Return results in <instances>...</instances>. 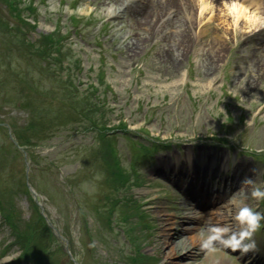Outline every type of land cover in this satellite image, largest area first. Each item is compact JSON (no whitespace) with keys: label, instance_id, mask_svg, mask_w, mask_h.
<instances>
[{"label":"rangeland","instance_id":"1","mask_svg":"<svg viewBox=\"0 0 264 264\" xmlns=\"http://www.w3.org/2000/svg\"><path fill=\"white\" fill-rule=\"evenodd\" d=\"M119 1L34 0L37 21L28 19L34 28H26L0 0V23L9 26L0 24V121L4 126L0 129V200L4 209L12 211V221L21 229L33 212L29 198L37 202L59 235L55 260L60 264H68L70 251L73 264H129L136 246L159 264H264V221L253 236L256 251L243 257L230 249L212 252L200 245L210 226L235 225L236 230L239 207L264 213L260 199L251 196L255 187L264 190V75L257 81L251 73L253 64L264 59V28L252 30L242 22L248 32L237 37L232 0H225L226 5L224 0H188L190 5H182L179 11L185 51L176 61L172 31L149 36L140 17L120 12L128 3ZM57 25L67 33L60 43L73 50L68 59L81 63L79 72L75 63L69 71L76 76L77 90L90 84L101 89L104 96L100 97L114 109L107 125H116L121 118L130 131L128 135L117 131L116 150L125 168H136L142 184L121 194L139 200L152 226L145 231L134 224L136 241L126 234L133 223L118 219L119 225L112 229L105 223L111 183L104 162L91 147L95 133L66 104L70 98L62 92L64 73L60 79L50 77L37 56L20 43L22 38L38 41ZM15 26L21 34H14ZM222 31L224 44L219 42ZM135 43L140 44L136 50ZM210 58L215 60L211 64ZM100 74L103 85L98 82ZM8 123L31 143L19 147L18 153L9 145L15 139ZM155 137L167 145L138 158L135 142L150 146L148 140ZM238 179L251 183L232 190V181ZM22 183L30 186L28 196L22 192ZM186 191L202 206L191 204ZM208 192L226 201L219 220L207 216ZM120 214L121 210L115 211V216ZM164 219L173 236L178 229L195 228L193 237L201 239L199 246L193 244L196 239L188 241L191 246L179 245L170 261ZM12 239L8 226L0 222V264L10 263L18 254L16 245L6 247ZM190 254L193 257L183 260Z\"/></svg>","mask_w":264,"mask_h":264},{"label":"trees","instance_id":"2","mask_svg":"<svg viewBox=\"0 0 264 264\" xmlns=\"http://www.w3.org/2000/svg\"><path fill=\"white\" fill-rule=\"evenodd\" d=\"M3 1H5L10 8V15L12 17L14 16L16 20L23 26H26V28H34V25L28 21V19H31L32 22L37 21L35 13L38 11V7L35 5L34 0ZM0 24L2 27H9L7 23ZM10 29H12V27H10ZM14 29V34L22 33L19 26H15ZM15 36L17 37L18 35ZM63 38H67V33H63L61 27L57 25L54 32L40 35L38 41H29L26 38H22L20 43L27 48V52L30 55L37 56L39 66L42 65V70L50 77L54 76V78L59 77L60 79L61 72L64 73L65 78L63 81L65 83L63 84L62 92L69 94L66 96L70 98V100L66 101V104L70 106L75 114L87 120V128L95 133L96 140L91 147L94 148L96 155L98 154L104 162L107 177L111 183L112 196L110 195L107 197L110 204H108L109 208L106 211L105 223L110 229L119 225L118 219L128 225L133 223L131 226L127 227L126 234L131 241H136V233L132 230L136 225H141L145 231L150 230L152 226L139 200L132 195L125 196L121 194L123 190H129L133 186H140L142 184L140 177L137 175L136 168L133 167L131 170L125 168L116 150L115 137L117 136V131L121 130L122 135H128L130 131L121 118L118 119L116 125H107V123L110 122L109 115L113 114L114 109H109V105L104 100V97H100L103 95L101 89L90 84L83 91L77 90V86H75L76 76L71 77L69 71L71 69V63H75L76 71L79 72L81 70V63L80 60L75 61L73 59H68L69 52H71L72 48L70 45L67 46L64 42L60 43ZM65 61L66 64L62 65L61 62L63 63ZM98 82L100 85H103L102 83L105 82L103 74L99 75ZM35 88V86L32 87L34 90ZM6 127L11 130L14 136L15 142L13 143L10 141L9 145L12 146L16 152H19V147H27L31 144L26 138L21 137L19 132L17 133L12 123H8ZM2 128H4V126L1 125L0 121V129ZM148 143L151 145L148 146L138 143V145L135 146L137 155H145V153L157 149V142L149 141ZM21 187L22 192L28 196L26 184L22 183ZM117 193L119 195L116 196ZM29 201L33 212L20 229L18 227L16 228L13 223L14 221H12V211L9 209L6 210L7 208L4 209L5 207L0 200V222L8 226L9 232L13 237L12 241L9 242L6 247L8 245H16L19 250L18 254L14 256L8 264H17L18 262H24L25 264H60L55 260V255L59 249L55 243L57 239L50 227L45 223V219L40 214L37 205L30 198ZM9 205H11V203ZM117 210H121V214L115 216V211ZM132 217L136 218L138 221L132 222ZM136 248V253L134 255H129V264H159L151 255H145L141 251H138L139 246H136ZM3 252L6 253L7 251ZM70 253L72 256L74 255L72 251H70ZM67 263L73 264L71 259H68ZM81 264L83 263L81 262Z\"/></svg>","mask_w":264,"mask_h":264},{"label":"bare ground","instance_id":"3","mask_svg":"<svg viewBox=\"0 0 264 264\" xmlns=\"http://www.w3.org/2000/svg\"><path fill=\"white\" fill-rule=\"evenodd\" d=\"M123 1L121 4L124 5L125 3H128L124 7V9L120 10L122 13L126 12H131L134 14L136 17H140L141 20L139 23L143 24L144 27L143 29H148V34L150 36V33L156 35L157 32H167L172 31V36L174 37L172 43H173V57L176 61H178L181 58L182 52L185 51V42L186 39L185 37V28H183L182 23L179 20V15L181 11V6L182 5H190L188 4V0H120L119 2ZM218 1V0H215ZM221 1V0H220ZM187 2V3H184ZM223 3V2H222ZM227 2L224 0V4L226 5ZM121 5V6H122ZM151 8H150V6ZM208 6V5H207ZM204 8L206 6H203ZM179 8V9H178ZM203 8V9H204ZM188 9V8H187ZM175 10H178L177 14L174 13ZM191 8L188 10L190 11ZM149 13V14H148ZM230 13L234 16V24L237 26L235 28V33L237 37H245L247 32L244 27L242 22H247L249 24L248 28H259L258 30H262L264 27V0H232V4L230 5ZM169 15V16H168ZM263 21V22H262ZM192 26V25H190ZM189 26V29H190ZM251 30V31H252ZM222 37L219 39V42H222L223 44L226 43V37L224 35V31H222ZM151 36V37H152ZM140 47L139 43L133 44L132 48L133 49H138ZM134 50V51H135ZM210 64L212 61L214 62L213 58H210ZM251 73L253 74V78L256 79L257 81H260L263 78L264 75V59L259 58L255 64H253L251 68ZM248 84L252 86V82L249 80L247 81ZM250 85L248 87H250ZM234 184L232 185V190L239 189L244 181L242 182L240 179L237 181L235 180L233 182ZM243 188V187H242ZM188 196L190 197L191 204L196 203L202 206L199 200H196L190 195L188 191H186ZM208 196H210V199L208 200L209 197H207V202L205 203L206 206H209V211L207 212V216H210L212 220L215 218L217 220L221 219L223 214H224V209H226V201L224 197H220L216 195L215 193L208 192ZM202 202V201H201ZM189 206H191L189 204ZM191 223L193 222L192 220L190 221ZM183 223V222H182ZM164 228L163 231L166 233V254L167 258L171 261L175 256H177L179 252V245L180 247H183L185 243H188V246H191V244L188 242L191 239H196L194 241V245L199 246V241L201 239L198 238V236H194L196 229L195 228H183L182 231L179 229L173 233L175 236L170 235V229H169V223L168 219H164ZM178 225L180 224L179 222L177 223ZM235 225L232 227L234 228ZM189 234V235H187ZM191 235V236H190ZM201 245V244H200ZM195 248V249H196ZM193 257V255H188L187 257H183V260H187ZM213 264H225V262L220 261L216 262Z\"/></svg>","mask_w":264,"mask_h":264},{"label":"clouds","instance_id":"4","mask_svg":"<svg viewBox=\"0 0 264 264\" xmlns=\"http://www.w3.org/2000/svg\"><path fill=\"white\" fill-rule=\"evenodd\" d=\"M244 183H251V180H245ZM251 196L258 200L264 199V190L259 186L255 187ZM235 220L238 224L236 230L228 225L208 227L207 235L202 240V249L212 252L218 249H230L232 253L239 252L240 257L256 251L257 246L253 236L262 227L261 221H264V213L252 207L241 206L235 215ZM236 259L238 260L239 257Z\"/></svg>","mask_w":264,"mask_h":264}]
</instances>
